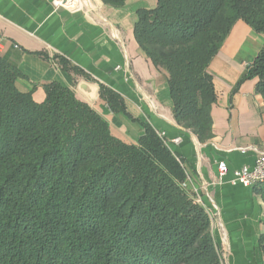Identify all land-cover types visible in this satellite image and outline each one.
I'll use <instances>...</instances> for the list:
<instances>
[{"label":"trees","instance_id":"1","mask_svg":"<svg viewBox=\"0 0 264 264\" xmlns=\"http://www.w3.org/2000/svg\"><path fill=\"white\" fill-rule=\"evenodd\" d=\"M239 19L264 33V0H156L136 11L134 38L167 75L173 119L200 141L216 98L207 67ZM21 75L0 56V264H223L209 213L149 123L126 143L71 87L44 83L36 101L16 86ZM246 77L264 107V44ZM99 96L125 112L113 89L100 84ZM259 246L264 264V231Z\"/></svg>","mask_w":264,"mask_h":264},{"label":"crops","instance_id":"2","mask_svg":"<svg viewBox=\"0 0 264 264\" xmlns=\"http://www.w3.org/2000/svg\"><path fill=\"white\" fill-rule=\"evenodd\" d=\"M88 1V7L72 13L54 9L52 0H0V56L21 72L16 86L31 90L36 101L44 98V83L71 87L105 118L110 133L126 143L143 135V122L168 137L180 136L181 143L171 148L210 215L225 264H261L264 202L258 185L233 181V169L253 162L252 147L264 149L263 101L255 92L257 78L246 77L264 33L239 19L210 60L207 71L216 95L210 109L212 135L200 141L173 119L167 75L133 35L137 9L153 7L156 0H126L120 7ZM54 55L76 72L63 69ZM100 84L121 95L125 112L110 109L99 96ZM221 160L228 171L219 177Z\"/></svg>","mask_w":264,"mask_h":264},{"label":"built area","instance_id":"3","mask_svg":"<svg viewBox=\"0 0 264 264\" xmlns=\"http://www.w3.org/2000/svg\"><path fill=\"white\" fill-rule=\"evenodd\" d=\"M54 9H65L69 12H78L84 10L89 6L88 0H52ZM155 130V129H154ZM158 137L162 140L163 144L166 145L171 152L174 154L176 160L183 167L181 157L171 148L173 145H179L181 143V137L176 135L168 137L164 130H155ZM254 151L253 162L249 165L244 164L238 168L233 169V181L237 182L243 187H254L256 185L264 184V149H258L252 147ZM245 151V149H242ZM184 169V167H183ZM219 177L224 175L228 171V165L224 160L217 163ZM185 173V171H184ZM191 179L188 174L185 173V178L181 182V186L188 190L197 203L202 205L200 196L194 186H191Z\"/></svg>","mask_w":264,"mask_h":264},{"label":"rangeland","instance_id":"4","mask_svg":"<svg viewBox=\"0 0 264 264\" xmlns=\"http://www.w3.org/2000/svg\"><path fill=\"white\" fill-rule=\"evenodd\" d=\"M219 251H220V254H221L222 262H223V264H225V262H224V258H223V250H219Z\"/></svg>","mask_w":264,"mask_h":264}]
</instances>
